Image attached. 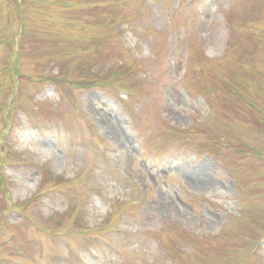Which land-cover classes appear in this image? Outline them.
I'll use <instances>...</instances> for the list:
<instances>
[{
    "label": "rangeland",
    "instance_id": "1",
    "mask_svg": "<svg viewBox=\"0 0 264 264\" xmlns=\"http://www.w3.org/2000/svg\"><path fill=\"white\" fill-rule=\"evenodd\" d=\"M0 264H264V0H0Z\"/></svg>",
    "mask_w": 264,
    "mask_h": 264
}]
</instances>
